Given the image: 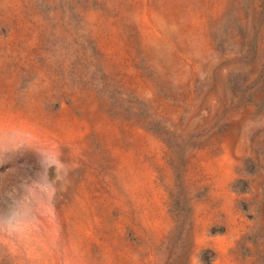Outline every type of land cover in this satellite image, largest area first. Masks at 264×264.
<instances>
[{"label": "rangeland", "instance_id": "rangeland-1", "mask_svg": "<svg viewBox=\"0 0 264 264\" xmlns=\"http://www.w3.org/2000/svg\"><path fill=\"white\" fill-rule=\"evenodd\" d=\"M0 264H264V0H0Z\"/></svg>", "mask_w": 264, "mask_h": 264}]
</instances>
